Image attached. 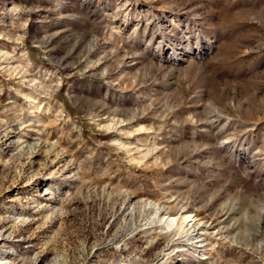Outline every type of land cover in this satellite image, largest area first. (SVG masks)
Returning a JSON list of instances; mask_svg holds the SVG:
<instances>
[{
	"label": "rangeland",
	"instance_id": "obj_1",
	"mask_svg": "<svg viewBox=\"0 0 264 264\" xmlns=\"http://www.w3.org/2000/svg\"><path fill=\"white\" fill-rule=\"evenodd\" d=\"M0 264H264V0H0Z\"/></svg>",
	"mask_w": 264,
	"mask_h": 264
},
{
	"label": "bare ground",
	"instance_id": "obj_2",
	"mask_svg": "<svg viewBox=\"0 0 264 264\" xmlns=\"http://www.w3.org/2000/svg\"><path fill=\"white\" fill-rule=\"evenodd\" d=\"M186 218H188V217H185V218L179 219V220H178V224H176V225H178V227H180L181 223L184 222V220H185ZM188 219H189V218H188ZM185 221H186V220H185ZM173 223H174V224L176 223V219L169 221V224H173ZM184 223H185V222H184Z\"/></svg>",
	"mask_w": 264,
	"mask_h": 264
}]
</instances>
